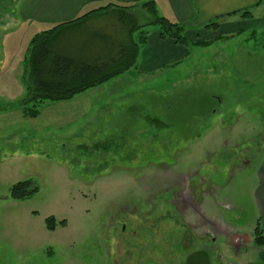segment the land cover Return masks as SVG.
Listing matches in <instances>:
<instances>
[{"label":"rangeland","instance_id":"rangeland-1","mask_svg":"<svg viewBox=\"0 0 264 264\" xmlns=\"http://www.w3.org/2000/svg\"><path fill=\"white\" fill-rule=\"evenodd\" d=\"M194 2L205 25L223 17L197 29L211 45L186 33L190 56L175 68H134L72 103H44L48 134L19 103L31 36L53 26L0 28V264H186L201 252L210 264H264L254 245L264 231V0ZM2 5L19 16L15 0ZM238 11L251 18L229 16ZM51 103L67 104L43 108ZM26 181L37 192L12 198Z\"/></svg>","mask_w":264,"mask_h":264},{"label":"trees","instance_id":"trees-1","mask_svg":"<svg viewBox=\"0 0 264 264\" xmlns=\"http://www.w3.org/2000/svg\"><path fill=\"white\" fill-rule=\"evenodd\" d=\"M240 12L243 18H251L249 11L229 16ZM143 13L148 16L146 20ZM222 18L204 27L217 29ZM102 19L107 20V25L89 34L92 25ZM149 27H157L162 40H173L183 47H188L185 34L193 29L191 24L175 23L161 16L154 1H148L140 7L109 4L36 34L24 61L26 94L19 106L24 108L25 116L37 118L44 103L72 101L133 70ZM196 45L205 48L211 44ZM36 192L32 183L26 181L12 187L11 197L25 199ZM47 224L49 229L54 227L52 219ZM254 245L264 248V231L260 227L255 230ZM206 255L194 253L186 264H210Z\"/></svg>","mask_w":264,"mask_h":264},{"label":"crops","instance_id":"crops-1","mask_svg":"<svg viewBox=\"0 0 264 264\" xmlns=\"http://www.w3.org/2000/svg\"><path fill=\"white\" fill-rule=\"evenodd\" d=\"M148 1H154L161 16L175 23L183 25L191 24L194 30L190 29L187 32L188 38H191L189 42L190 45L195 46L197 43L208 41L209 38L202 37V35L206 33L199 32L197 29L211 21V18H209L205 8H201L199 4L196 5L194 0H15L16 12H19V16H16V18L13 16L4 17V15L0 14V28L6 27L8 24L16 21V30L21 32L24 31L23 33L26 34L28 32L31 33L33 28H37V25H41L42 27H46L47 25L48 27H54L73 21L90 11L106 7L109 4L140 7ZM3 8L2 5L0 13L4 12ZM146 32V42L140 50L137 65L134 69L135 72H139L138 76H143L147 73H152V75H154L164 69L175 68L190 56V48L177 45L173 40H162L158 29L151 30L147 28ZM34 33L35 32H33V36H31L32 38L40 32ZM8 34L10 33H7L6 36H8ZM192 36H194L195 39H192ZM1 59L2 58H0V61ZM2 71L3 70H0V75L3 73ZM74 100L68 103H72ZM64 104L67 103H51V105H44L45 107L43 108L50 111ZM23 118L27 121V124L30 125L29 127L32 130L43 131L42 129H44L46 130V134H48L50 126L44 125L50 124L51 118L43 119L42 114L37 118H28L25 115ZM45 120L49 121L45 123Z\"/></svg>","mask_w":264,"mask_h":264}]
</instances>
